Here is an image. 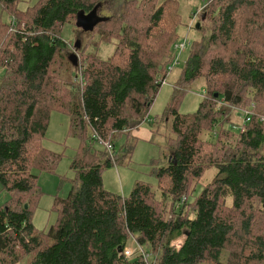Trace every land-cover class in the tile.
Here are the masks:
<instances>
[{"label":"trees","instance_id":"obj_1","mask_svg":"<svg viewBox=\"0 0 264 264\" xmlns=\"http://www.w3.org/2000/svg\"><path fill=\"white\" fill-rule=\"evenodd\" d=\"M105 1L39 0L20 11V0H0L14 20L0 21V187L11 195L0 207V264H139L121 254L130 238L151 255L141 264H264V0H206L209 31L199 30L155 121L149 111L174 71L179 3L124 0L120 16L82 26L99 43L118 41L103 59L81 39L72 47L62 31ZM78 53L87 64L81 75ZM67 66L80 82L62 77ZM197 84L206 96L195 113L181 114ZM233 109L251 112L239 130L226 128ZM54 111L69 116L81 144L71 190L55 199L58 219L39 231L24 205L42 195L34 171H54L62 159L42 145ZM165 121L156 185L137 182L126 197L107 190L103 172L132 162L135 131L151 123L154 143V124ZM212 167L215 179L190 200Z\"/></svg>","mask_w":264,"mask_h":264},{"label":"rangeland","instance_id":"obj_2","mask_svg":"<svg viewBox=\"0 0 264 264\" xmlns=\"http://www.w3.org/2000/svg\"><path fill=\"white\" fill-rule=\"evenodd\" d=\"M38 1L39 0H20L18 8L20 11H25L29 7L35 5ZM136 1L141 4L144 2V0ZM163 1L165 0H160V3ZM175 1L179 3V12L181 13L183 19L182 25L179 28L180 39L177 43L182 42L185 39L191 41L192 43L194 41H199L203 35L208 33L210 27V25L202 18L204 15L203 13L206 0ZM124 2V0H107L103 2L104 4L101 3L104 5V10H98L95 13L85 15V18L84 15L80 14L77 21L73 20L71 23L64 26L62 31L63 39L69 42L72 47H74V44L81 39L82 45L88 46L86 53H94L103 59L110 58L114 53L118 41L113 40L109 44L99 43L98 37H89V34L82 32V29L84 26L87 27L88 25L96 24L99 20H104L105 18L112 16H120L124 11ZM141 4H139L138 7ZM0 21L6 24H10L12 21L14 22L13 18H11L8 13L2 12L1 6ZM88 21L89 24H87ZM197 23H200V29L202 27L205 29L204 34L199 32L200 29L195 28ZM188 49L189 50L186 53L180 56V65L175 67L174 71L169 75L166 83L161 87L156 100L149 111V120H158L170 103L174 93L175 81L185 66L190 54L191 46ZM173 52L175 55L178 53L175 49H173ZM78 58L80 62L79 74L81 75V69H85L87 64L83 62L81 53H78ZM62 70V77L64 79H73L76 83L80 82L79 77H71V70L69 66L63 68ZM204 93L205 89L202 85L197 84L194 86L192 91L184 95L178 109L179 112L184 115L195 113L204 99ZM232 113L233 122L229 125L227 124L226 128L229 126L232 127L233 124L239 125L243 121L241 113L238 112L237 109H233ZM237 118L239 119L236 121ZM151 125V123L146 122L143 124L141 130L145 133L150 132L152 130ZM154 126L158 127L160 133L156 136V138H154V143H152L151 139H148L147 136H139L137 146L132 155V162L127 165H116L110 167L103 172V184L107 190L126 197L130 195L137 182L149 183L153 186L156 185L157 180L152 174V163L159 162L161 159V151L164 150L166 137L170 131V122L165 121L162 124H154ZM214 129L218 131L220 126L217 125ZM214 135V133L206 134V138L212 139ZM80 144L81 141L79 138L70 135L69 116L60 111L52 112L47 133L43 139L42 145L49 151L61 155L62 159L57 164L54 171H34V173L39 176L38 183L42 195L38 198H33L32 201L24 205V208L26 205L28 206L25 209L29 211L32 223L39 231L48 230L58 219V215L54 208L55 199L58 196L67 197L71 190L72 181L76 177V172L72 169V162L77 155ZM98 147L101 146L96 144L97 149ZM116 150L118 151L119 148ZM109 156L114 158V155L111 156L109 154ZM217 174L218 169L215 167L207 170L204 177L197 183L196 191L190 197V200H193L204 186L212 182ZM10 198V193L4 191L0 187V207L9 201ZM182 241L183 238L181 237L173 244L175 247H179L182 244ZM134 244V238H130L127 242L129 247H132ZM18 264H29V260L24 258Z\"/></svg>","mask_w":264,"mask_h":264},{"label":"built area","instance_id":"obj_3","mask_svg":"<svg viewBox=\"0 0 264 264\" xmlns=\"http://www.w3.org/2000/svg\"><path fill=\"white\" fill-rule=\"evenodd\" d=\"M192 46V42L188 40H183L182 42L176 43L174 46V49L178 52L176 54V58L174 60V63L172 66L169 67V71H172L175 69L176 66L180 65V56L184 53H186L189 49V47ZM165 84V83H164ZM204 96H206V91L204 93ZM238 112L241 113V118H243L242 125L248 124L251 121V112L249 110H239ZM233 130H239L241 127V124H233L231 127ZM108 151V153L113 156L114 155V146L106 143L103 144ZM184 201V200H183ZM134 245L129 247L128 245L123 249L122 253L124 257L128 260L137 259L141 263H147L151 259L150 253L145 251L143 247H141L137 241L134 239Z\"/></svg>","mask_w":264,"mask_h":264},{"label":"crops","instance_id":"obj_4","mask_svg":"<svg viewBox=\"0 0 264 264\" xmlns=\"http://www.w3.org/2000/svg\"><path fill=\"white\" fill-rule=\"evenodd\" d=\"M104 4V3H103ZM102 11V10H104V5H100L96 10H95V12H97V11ZM240 118V117H239ZM239 118H237L236 119V121L239 119ZM142 128V127H141ZM141 128L138 130V131H135V135H137L138 137L139 136H141V135H143V136H147L148 137V139H150V137H151V132H147V133H145L144 131H142L141 130Z\"/></svg>","mask_w":264,"mask_h":264},{"label":"water","instance_id":"obj_5","mask_svg":"<svg viewBox=\"0 0 264 264\" xmlns=\"http://www.w3.org/2000/svg\"><path fill=\"white\" fill-rule=\"evenodd\" d=\"M96 10V9H95ZM93 13H95V11L93 12ZM82 15H84V18H85V14L84 13H82ZM87 24H89V21H88V23ZM91 26H93V25H88L87 27H91ZM200 23H197V25H196V29H200ZM28 206L26 205L25 206V208H27ZM122 251V249L120 248L119 249V252H121Z\"/></svg>","mask_w":264,"mask_h":264}]
</instances>
